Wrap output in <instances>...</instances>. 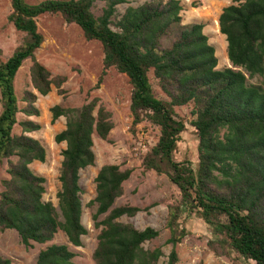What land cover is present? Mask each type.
<instances>
[{"label":"trees","instance_id":"obj_1","mask_svg":"<svg viewBox=\"0 0 264 264\" xmlns=\"http://www.w3.org/2000/svg\"><path fill=\"white\" fill-rule=\"evenodd\" d=\"M97 1L104 6L94 16L91 9ZM126 1L41 0L29 4L10 0L7 20L24 39L0 61V162L7 160L8 174L1 181L0 231L16 230L28 247L31 241H52L58 230L70 244L81 246V237L87 233L81 221L80 170L94 164L93 135L107 139L113 128L111 113L98 104L97 97L80 107L50 108L51 123L61 116L66 119L65 128L54 137L56 143L66 144L61 152L57 206L43 200L45 178L29 167L35 160L45 161L44 147L26 135L40 125L17 119L18 113L39 115L34 106L37 97L29 90L22 96L26 104L18 105L14 78L24 60L32 61L31 84L39 94L47 95L52 84L59 88L65 81L64 76L51 77L35 58L44 41L37 18L60 14L79 27L85 40L102 45V74L114 67L128 77L132 129L144 120L158 127L157 141L142 157L143 170L165 175L180 195L178 203L167 205L166 241L171 249L162 264L178 262L176 246L188 234L179 224L182 207L216 234L217 240L207 242L213 251L227 254L230 250L245 261L264 264V0H233L236 4L222 8L218 28L226 39L231 65L224 68L217 67L215 48L204 25L181 22L180 0L129 5L118 17L116 7ZM150 70L168 100L154 96ZM256 76L261 78L259 83L248 81ZM189 102L196 116L191 122L197 137L196 166L175 157L186 126L174 108ZM16 125L21 127L19 134L13 133ZM131 173L119 165L104 164L95 176V197L89 202L96 206L92 223L99 229L91 255L95 264H157L163 256L160 247H143L158 236V230L151 226L138 229L119 220L141 209L113 206ZM74 257L67 244L53 243L39 251L36 264H76ZM0 264L11 261L0 256Z\"/></svg>","mask_w":264,"mask_h":264},{"label":"rangeland","instance_id":"obj_2","mask_svg":"<svg viewBox=\"0 0 264 264\" xmlns=\"http://www.w3.org/2000/svg\"><path fill=\"white\" fill-rule=\"evenodd\" d=\"M25 1L29 4H36L41 0ZM145 1L150 0H127L117 5V16L119 17L127 6H137ZM180 3L183 8L181 22L183 24L202 23L209 43L215 48L218 59L217 67L230 66L226 39L223 34L218 33L216 25L222 8L236 4V2L233 0H180ZM103 6L104 3L101 1L94 4L91 9L94 16L101 14ZM11 10L10 0H0V61H5L24 39V34L16 31L7 20ZM37 24L44 41L35 52L36 60L50 71L51 77H65V81L59 88L52 84L47 95H38L34 103L39 110L38 116L27 117L23 113L17 115L18 121L28 119L40 125L37 131L26 135L37 139L45 149V161L35 160L29 165L33 172L45 178L43 200L51 201L57 206L56 193L60 188L58 176L62 160L61 152L66 146L64 142L56 143L54 140L55 135L65 128L66 119L61 116L51 123L50 108L54 105L80 107L93 97H97L98 104L111 113L113 128L107 139L93 135L94 164L80 170L81 221L87 228L86 235L81 237V246L70 244L65 234L58 230L52 241L46 243L31 241V246L28 247L22 243L16 230L5 229L0 231V256L10 259L11 264H36L40 250L50 244L58 243L67 244L69 249L75 252L73 261L76 264H95L91 255L97 243L96 235L99 229H95L92 223V214L96 206L89 202L95 197L94 179L98 169L104 164H116L120 169H131L132 173L123 183V194L115 199L113 206L128 204L141 209L135 216H123L119 220L132 223L138 229L151 226L158 230V236L145 242L143 247L147 249L160 247L163 256L159 258L157 264H162L171 249V244L166 241L169 237V231L165 226L168 214L167 205L178 203L180 195L176 186L170 183L165 175L143 170L142 157L157 141L158 127L144 120L132 129L129 79L114 67L106 69L102 74L103 51L99 42L85 40L79 27L73 23H67L60 14H43L37 18ZM111 28L117 30L113 25ZM31 64L30 59L24 60L14 78L15 92L20 107L26 104L22 100L25 91L33 89L30 79ZM100 77L102 78L100 84L95 88ZM148 77L154 96L168 100L169 98L161 91L152 70L148 72ZM260 80L258 76L248 79L250 83H259ZM59 89L62 91L60 92ZM174 109L177 115L185 121L186 126L181 134L175 157L179 161L186 160L196 166L197 137L191 125L196 117L193 114L194 104L189 102L183 106H176ZM13 133H21V127L16 125ZM12 159L15 160V157ZM6 170L7 160L4 159L0 162V191L3 189L1 181L8 177ZM179 224L186 228L188 234L176 246L178 253L176 264H255L252 261L243 260L230 250L227 254H218L213 251L207 242L209 239L217 240L216 234L183 207Z\"/></svg>","mask_w":264,"mask_h":264},{"label":"crops","instance_id":"obj_3","mask_svg":"<svg viewBox=\"0 0 264 264\" xmlns=\"http://www.w3.org/2000/svg\"><path fill=\"white\" fill-rule=\"evenodd\" d=\"M221 12V11H220ZM32 90H30L31 92H33L35 95H36V97L38 98V95H41V94H39L35 89H34V87L32 86ZM50 92V91H49ZM41 96H43V95H41ZM37 100V99H36ZM19 114V113H18ZM17 114V115H18ZM65 143V142H64Z\"/></svg>","mask_w":264,"mask_h":264},{"label":"bare ground","instance_id":"obj_4","mask_svg":"<svg viewBox=\"0 0 264 264\" xmlns=\"http://www.w3.org/2000/svg\"><path fill=\"white\" fill-rule=\"evenodd\" d=\"M216 26H218V22H217V25H216ZM217 28H218V27H217ZM217 30H218V33L221 34V33L219 32V28H218Z\"/></svg>","mask_w":264,"mask_h":264},{"label":"water","instance_id":"obj_5","mask_svg":"<svg viewBox=\"0 0 264 264\" xmlns=\"http://www.w3.org/2000/svg\"><path fill=\"white\" fill-rule=\"evenodd\" d=\"M229 67H231V65H230ZM235 69H236V68H235Z\"/></svg>","mask_w":264,"mask_h":264}]
</instances>
